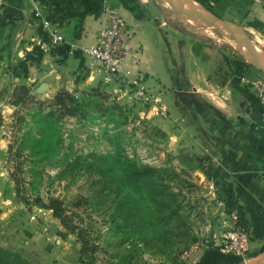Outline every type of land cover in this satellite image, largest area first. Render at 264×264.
Masks as SVG:
<instances>
[{
  "label": "crops",
  "instance_id": "0c3cea01",
  "mask_svg": "<svg viewBox=\"0 0 264 264\" xmlns=\"http://www.w3.org/2000/svg\"><path fill=\"white\" fill-rule=\"evenodd\" d=\"M191 1L200 4L194 9L211 12L207 5L220 10L221 18L264 35V0ZM110 5L118 6L134 28V44L141 50L140 65L128 68L129 73L140 70L149 90L160 100L166 98L161 103L169 121L187 138L181 145L198 152L211 180H220L221 190H232L252 233L243 254L206 247L192 262L182 264H264V122L254 93L239 80L251 69L249 62L217 41L175 27L165 19L160 0H4L0 118L12 113L11 100L21 85L41 95L74 88L129 93L121 81L103 82L97 61L83 50L95 42ZM232 8L236 13L230 15ZM237 10L248 12L242 16ZM42 19L77 47L70 50L55 43ZM4 121L0 119V130ZM4 140L0 136V148ZM1 161L0 157V264H83L76 236L50 208L17 197Z\"/></svg>",
  "mask_w": 264,
  "mask_h": 264
},
{
  "label": "rangeland",
  "instance_id": "374dc122",
  "mask_svg": "<svg viewBox=\"0 0 264 264\" xmlns=\"http://www.w3.org/2000/svg\"><path fill=\"white\" fill-rule=\"evenodd\" d=\"M181 1L187 8L200 7ZM160 2L165 19L175 27L217 41L250 61L227 29L196 24L177 3ZM241 29L264 59V35ZM57 94H71L83 111L66 113L55 101ZM153 95L160 103L166 99ZM14 104L12 113L0 118L6 142L0 148L2 165L22 201L34 203L40 196L61 202L62 217L77 228L71 231L55 219L76 236L79 247L81 237L86 242L89 257H82L83 264H182L179 254L194 238L221 236L228 228L223 225L226 205L216 193L220 184L212 182L206 163L192 147L181 145L187 138L169 116L152 115L131 91L123 96L78 88L28 93ZM134 166L160 169L167 196L172 193L179 204V216L159 222L154 207L135 205L129 185Z\"/></svg>",
  "mask_w": 264,
  "mask_h": 264
},
{
  "label": "built area",
  "instance_id": "2783aa9c",
  "mask_svg": "<svg viewBox=\"0 0 264 264\" xmlns=\"http://www.w3.org/2000/svg\"><path fill=\"white\" fill-rule=\"evenodd\" d=\"M4 0H0V7ZM39 13V10H37ZM55 43L67 45L74 49L77 44L66 40L60 33L48 26L43 20ZM135 30L128 24L119 7L110 5L105 8V22L96 32L95 42L83 47L87 57L97 61V68L101 72V79L105 83L121 81L126 89L131 91L138 99L148 105L152 115L162 118L168 116V111L160 101L158 102L148 86L144 83L142 72L130 74L128 68L140 65V47L134 44ZM246 73L240 75V81L255 95L260 107V118L264 122V73L253 65ZM224 204V203H223ZM225 205V204H224ZM227 225L225 232L217 236L213 233L211 238L192 240L179 254V261L190 263L199 256L202 249L215 247L222 253L243 254L247 251L251 241V230L240 222L238 209L235 207L227 212Z\"/></svg>",
  "mask_w": 264,
  "mask_h": 264
},
{
  "label": "trees",
  "instance_id": "16d2710c",
  "mask_svg": "<svg viewBox=\"0 0 264 264\" xmlns=\"http://www.w3.org/2000/svg\"><path fill=\"white\" fill-rule=\"evenodd\" d=\"M204 7H206V9L210 10L211 12L217 15H220L221 13L220 10H213L207 5ZM247 12L248 10L245 11L244 14H247ZM248 65L249 67L251 66L250 63ZM18 91L19 92L21 91L24 94L21 92L18 94ZM18 91L13 96L15 99L13 101L16 104L18 102H22L28 94V91L24 85H21ZM90 91L96 92L95 88H91ZM55 101L59 103L62 109L68 114H74L79 111L80 112L83 111L81 107L79 109V103L71 94L68 95L57 94L55 96ZM159 170H160L159 168H154L151 166H143L141 168H137L134 166L131 170L132 173L130 175L129 185L130 188L135 192V196H133L135 205L141 206L143 204V206H146L147 208H149L150 206L154 207L155 208L154 216L156 217L157 221L167 223L171 217L175 218L179 216L177 212V209L179 208V204L177 202L176 203L174 202L175 199L172 193H168V196L170 198L172 196L171 200L167 199L168 197L167 192H165L167 184L163 180L164 178L161 172L159 173ZM153 171H155V174H151V172ZM212 180L215 184H220L219 179H215L214 177H212ZM217 193H218V197H220L223 200L224 204L226 205L225 206L226 211L229 212L231 209L236 207L238 209L240 222L246 225V223L243 221V214L240 209V206L238 205L236 199L232 195V190L230 188H226L222 190L219 188L217 190ZM121 202L123 203L125 201L121 200ZM34 203L45 208H50L52 210L53 216L59 218L61 224L65 227L70 228L71 231H74L77 228L74 225H69L67 221L62 217L63 208L61 206V202L58 199L49 198V200L45 202L42 199V197L35 196ZM86 245H87L86 242L81 237V243L78 252L79 255L84 258L89 257Z\"/></svg>",
  "mask_w": 264,
  "mask_h": 264
},
{
  "label": "water",
  "instance_id": "95a60500",
  "mask_svg": "<svg viewBox=\"0 0 264 264\" xmlns=\"http://www.w3.org/2000/svg\"><path fill=\"white\" fill-rule=\"evenodd\" d=\"M168 1L172 3H177L179 8L182 9L187 15L192 18L201 19L202 21L208 24L227 29L235 36V39L247 50L248 55L250 57V64L264 73V60L260 59V54L254 47V45L245 38L244 30H242L241 27H239L236 23L231 20L221 18L220 16L212 12H208L205 10H197L194 8L188 9L185 7V4L181 0ZM51 227L54 230L56 229L54 225H51Z\"/></svg>",
  "mask_w": 264,
  "mask_h": 264
},
{
  "label": "bare ground",
  "instance_id": "6f19581e",
  "mask_svg": "<svg viewBox=\"0 0 264 264\" xmlns=\"http://www.w3.org/2000/svg\"><path fill=\"white\" fill-rule=\"evenodd\" d=\"M185 6H186V5H185ZM188 17H189V16H188ZM192 19H193V18H192ZM196 20H197V19H196ZM192 21H193L194 23H196V21H194V20H192ZM198 21L204 23L202 20H198ZM193 22H192V23H193ZM196 24H197V23H196ZM195 26H196V25H195ZM198 27H199V24H198ZM257 51H258V50H257ZM260 59H261V60H264L262 57H260Z\"/></svg>",
  "mask_w": 264,
  "mask_h": 264
}]
</instances>
